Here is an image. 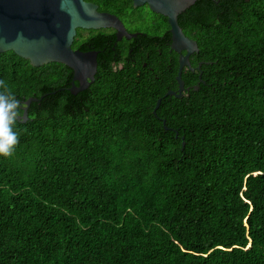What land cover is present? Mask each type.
Masks as SVG:
<instances>
[{"label":"trees","instance_id":"16d2710c","mask_svg":"<svg viewBox=\"0 0 264 264\" xmlns=\"http://www.w3.org/2000/svg\"><path fill=\"white\" fill-rule=\"evenodd\" d=\"M184 11L178 97L179 52L152 42L119 66L97 38L76 92L67 64L0 51L20 112L37 97L0 156V264H264V0Z\"/></svg>","mask_w":264,"mask_h":264},{"label":"water","instance_id":"95a60500","mask_svg":"<svg viewBox=\"0 0 264 264\" xmlns=\"http://www.w3.org/2000/svg\"><path fill=\"white\" fill-rule=\"evenodd\" d=\"M133 1L134 5L148 2L151 9L168 17L172 33L171 49L178 51L179 54L176 89H168L164 95L178 97L184 87L182 68L185 65L193 68L189 56L198 49V46L196 39L182 31L177 15L195 0ZM104 25L115 26L117 38L122 34L130 37L139 33L126 32L118 18L107 11H97L96 3L89 0H0V51L13 49L34 65L50 60L67 64L73 69L72 80L77 79V83L71 80L68 89L76 92L94 80L97 66L95 53L98 51L81 50L71 46L76 27L96 28ZM200 64L201 62L197 66ZM36 98L28 96L23 99L22 110L17 119H26V107L30 100ZM159 101L160 98H157L153 113Z\"/></svg>","mask_w":264,"mask_h":264},{"label":"flooded vegetation","instance_id":"af4514ba","mask_svg":"<svg viewBox=\"0 0 264 264\" xmlns=\"http://www.w3.org/2000/svg\"><path fill=\"white\" fill-rule=\"evenodd\" d=\"M96 3L97 11H107L118 18L123 28L128 33H136L130 37L122 34L119 38L116 36L117 28L115 26H100V27H76V32L73 36L71 46L73 48L81 50H98L95 53L97 65L99 49L95 47L97 38L105 42L106 48L109 47L116 56L120 54V60L118 63L121 66L125 62V58L122 55L124 48H128L129 54L134 57L137 56V52L140 53L144 50L147 43L152 42L158 49L166 48L171 50L172 45V33L170 31V24L167 15L164 13L156 12L150 8L148 2H144L140 5H134L133 0H89ZM185 10V9H184ZM182 10L178 13L177 19L185 15V11ZM181 25L182 31L186 33L184 26ZM97 35V36H96ZM191 38V35H188ZM85 45V46H84ZM13 50V49H12ZM137 51V52H136ZM185 52V50H182ZM192 53V52H191ZM190 53V55H191ZM140 55V54H139ZM170 60V59H169ZM58 61V60H50ZM49 62V61H47ZM169 61L167 60V64ZM146 62L143 61V65ZM186 66V65H185ZM114 67L116 65L114 64ZM97 69V66H96Z\"/></svg>","mask_w":264,"mask_h":264},{"label":"clouds","instance_id":"9594fccd","mask_svg":"<svg viewBox=\"0 0 264 264\" xmlns=\"http://www.w3.org/2000/svg\"><path fill=\"white\" fill-rule=\"evenodd\" d=\"M20 115V101L9 90L7 83L0 80V156L11 158L18 144L14 125Z\"/></svg>","mask_w":264,"mask_h":264}]
</instances>
